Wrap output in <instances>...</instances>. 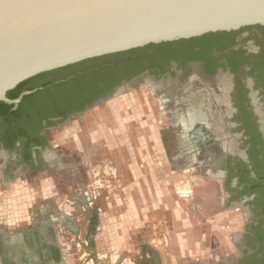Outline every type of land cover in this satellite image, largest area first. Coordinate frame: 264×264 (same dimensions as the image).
<instances>
[{
  "label": "flooded vegetation",
  "instance_id": "obj_1",
  "mask_svg": "<svg viewBox=\"0 0 264 264\" xmlns=\"http://www.w3.org/2000/svg\"><path fill=\"white\" fill-rule=\"evenodd\" d=\"M149 46L26 80L21 93H30L16 108L11 106L16 113L0 117L1 264H60L63 251L56 235L63 232L62 225L77 237L68 214L75 210H55L51 204L39 209L38 198L48 203L81 199L85 204L90 189L94 198H117V167L113 170L109 161L90 166L85 159L80 166L75 154L93 151L92 163L103 153L130 155L133 129L146 143L149 137L160 139L161 146H153L163 157L159 171L198 170L218 183L223 207L245 217L238 255L204 264H264V27ZM111 101L103 118L101 112L85 118ZM192 112L198 120L179 121ZM74 121L80 146L71 154L54 144L50 133ZM124 163L131 166L128 158ZM100 170L108 179L89 186L86 174L97 178ZM42 182L44 191L38 194ZM185 187L191 194L183 195ZM192 191L189 182L175 187L179 199H189ZM22 218L28 225H19ZM94 222L91 217L87 234ZM148 258L138 264H157Z\"/></svg>",
  "mask_w": 264,
  "mask_h": 264
},
{
  "label": "rangeland",
  "instance_id": "obj_2",
  "mask_svg": "<svg viewBox=\"0 0 264 264\" xmlns=\"http://www.w3.org/2000/svg\"><path fill=\"white\" fill-rule=\"evenodd\" d=\"M112 104L111 101L101 105L85 118L98 112L103 118L104 114H108L103 111ZM76 124L77 121L68 123L50 133L54 144H60L71 154L73 147L80 146V140L77 139H80V133L74 131ZM133 133L136 135L134 129ZM134 135L130 155L103 153L100 160L92 163L93 151L75 154L80 166H84L82 161L85 159L90 166L103 165L109 161L113 170L117 167V179L121 185V190L116 192L117 198L110 195L94 198L97 196L92 194V189L85 196V204L81 199L80 203L73 200L48 203L38 198L36 206L39 209L48 208L51 204L55 210L57 207L65 210L63 206L75 210L68 214L73 216L71 225L79 230L77 237L62 225L59 228L63 232L56 235V241L61 243L63 251L60 264H98L95 258L106 264H138L144 258L151 260L148 257H153L157 264H204L235 258L238 255V232L246 219L239 211L223 207L218 183L201 177V173L195 169L184 168L178 173L173 170L159 171L157 163L162 162L163 157L160 158L153 146H161L160 139L149 137L146 143L145 138V141L140 140ZM68 137L69 140L65 139ZM65 140H68L67 143H63ZM89 143L86 141L84 145ZM164 145L171 146L167 141ZM127 158L130 159V167L124 163ZM166 158L170 162L169 154ZM99 172L97 178L86 174L89 186L108 179L102 170ZM187 182L191 185L193 195L189 199H179L175 187ZM82 188L81 185L80 197L84 194ZM37 190L38 194L44 191V182L38 185ZM190 191V187H185L182 193L187 196L191 194ZM91 217L95 218L94 230L87 234L86 228L91 227ZM24 221L22 218L19 225H26Z\"/></svg>",
  "mask_w": 264,
  "mask_h": 264
},
{
  "label": "water",
  "instance_id": "obj_3",
  "mask_svg": "<svg viewBox=\"0 0 264 264\" xmlns=\"http://www.w3.org/2000/svg\"><path fill=\"white\" fill-rule=\"evenodd\" d=\"M264 27V0H0V102L39 74L149 45Z\"/></svg>",
  "mask_w": 264,
  "mask_h": 264
},
{
  "label": "trees",
  "instance_id": "obj_4",
  "mask_svg": "<svg viewBox=\"0 0 264 264\" xmlns=\"http://www.w3.org/2000/svg\"><path fill=\"white\" fill-rule=\"evenodd\" d=\"M170 46H172V44H169ZM152 45H150L149 47H151ZM26 82L28 81H24L23 83L19 84L17 87H15L13 90H10L7 92L6 97L10 100H13L15 98L18 97V95L24 91V86L26 84ZM28 97H25L24 99H26ZM10 108L11 106H8L6 104H4L3 102H0V117H3L4 119H10L12 118V116L16 113V112H10ZM263 222L261 221L259 223V227L261 226Z\"/></svg>",
  "mask_w": 264,
  "mask_h": 264
},
{
  "label": "bare ground",
  "instance_id": "obj_5",
  "mask_svg": "<svg viewBox=\"0 0 264 264\" xmlns=\"http://www.w3.org/2000/svg\"><path fill=\"white\" fill-rule=\"evenodd\" d=\"M196 115V112H192V114H190V116H188V118L186 119V120H182V119H180L179 121H181L182 122V124H186L187 122H189V121H196V120H198V115H196V117H191V116H195ZM198 117V118H197ZM187 125V124H186ZM189 126V125H188ZM186 194V193H185ZM188 195V194H187Z\"/></svg>",
  "mask_w": 264,
  "mask_h": 264
},
{
  "label": "crops",
  "instance_id": "obj_6",
  "mask_svg": "<svg viewBox=\"0 0 264 264\" xmlns=\"http://www.w3.org/2000/svg\"><path fill=\"white\" fill-rule=\"evenodd\" d=\"M0 264H1V261H0Z\"/></svg>",
  "mask_w": 264,
  "mask_h": 264
}]
</instances>
